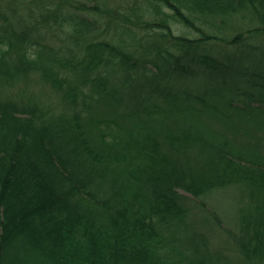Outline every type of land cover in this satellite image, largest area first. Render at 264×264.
<instances>
[{
	"label": "trees",
	"instance_id": "1",
	"mask_svg": "<svg viewBox=\"0 0 264 264\" xmlns=\"http://www.w3.org/2000/svg\"><path fill=\"white\" fill-rule=\"evenodd\" d=\"M36 1L0 8V86L57 94L0 92V264H221L187 237L180 191L229 187L234 242L264 264V136L232 124L264 120V0H136L94 40L85 1Z\"/></svg>",
	"mask_w": 264,
	"mask_h": 264
},
{
	"label": "rangeland",
	"instance_id": "2",
	"mask_svg": "<svg viewBox=\"0 0 264 264\" xmlns=\"http://www.w3.org/2000/svg\"><path fill=\"white\" fill-rule=\"evenodd\" d=\"M20 1L21 0H0V8L5 11H9V9L11 10L13 7L15 9L19 8V15L22 14L23 17L25 7L21 11L20 5L22 3H20ZM80 1H85L88 4L85 10L90 13V15L87 16L91 21L90 29L92 30V34L88 35L91 40L115 38V28L108 25L107 20L124 22L129 19L130 16L132 19L134 18L133 10L128 8L130 5L134 4L136 0ZM44 2L45 4H48L49 2L51 7L55 6L57 3L61 5L66 4L65 0H37L36 4L42 6ZM95 4L98 5V8L92 10L93 7H96ZM239 24L246 26L247 21H240ZM45 25L50 28L47 41L53 34L61 32L60 28L54 26L52 20H48ZM250 25L251 24H249V26ZM189 34L194 35V33ZM77 40L78 43L71 41L73 48L79 47L80 44H82L83 48V42L80 39ZM78 55H80V53H78ZM0 92L8 95H34L41 100L43 99L50 102H53L52 99L57 96L52 89L42 83L39 79L38 81L36 80L33 82L20 81L12 88L0 86ZM196 120L201 123L199 124L195 122L198 128L205 127L206 129L208 128L210 130L221 132L225 131V128H227L230 123L221 122L225 120L229 121V118H215L214 115L210 113L198 114ZM240 120H243V122L241 123ZM167 124L186 125L178 117L174 116L172 118L171 115L169 116V120L166 119L164 121V125ZM232 124L239 125V127L245 129L249 135L250 133H256L259 136H264V120L257 123L252 121L250 117L239 119L237 116L233 118ZM258 124L259 129L257 131L255 126ZM227 134H231V132H227ZM244 140H247V138ZM180 192L187 197L185 201H187L186 205L189 209L185 220L187 225L186 231H188L187 237H189V240H193V237L202 239L203 245L200 246V249L209 252L213 258L221 264H248L244 261L236 243L234 242L235 236L240 235V220L238 217L239 208L242 204L244 205L246 198L241 200L237 189L231 187L212 190L200 199L195 198L184 191ZM199 204H203L204 207H201ZM250 264L258 263L250 262Z\"/></svg>",
	"mask_w": 264,
	"mask_h": 264
}]
</instances>
